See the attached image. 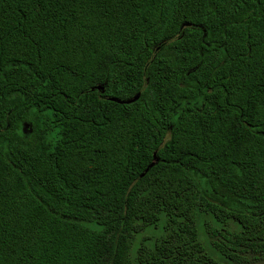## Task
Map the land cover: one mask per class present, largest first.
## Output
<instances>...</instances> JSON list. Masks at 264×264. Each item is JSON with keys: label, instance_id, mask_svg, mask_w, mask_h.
Returning a JSON list of instances; mask_svg holds the SVG:
<instances>
[{"label": "trees", "instance_id": "16d2710c", "mask_svg": "<svg viewBox=\"0 0 264 264\" xmlns=\"http://www.w3.org/2000/svg\"><path fill=\"white\" fill-rule=\"evenodd\" d=\"M250 255L264 0H0V264Z\"/></svg>", "mask_w": 264, "mask_h": 264}, {"label": "rangeland", "instance_id": "374dc122", "mask_svg": "<svg viewBox=\"0 0 264 264\" xmlns=\"http://www.w3.org/2000/svg\"><path fill=\"white\" fill-rule=\"evenodd\" d=\"M149 232L152 233V231H148L147 233L150 234ZM247 264H264V257L250 255V259Z\"/></svg>", "mask_w": 264, "mask_h": 264}, {"label": "water", "instance_id": "95a60500", "mask_svg": "<svg viewBox=\"0 0 264 264\" xmlns=\"http://www.w3.org/2000/svg\"><path fill=\"white\" fill-rule=\"evenodd\" d=\"M98 88H99L100 90H102V89H103V86H99ZM134 98H136V96H135Z\"/></svg>", "mask_w": 264, "mask_h": 264}]
</instances>
